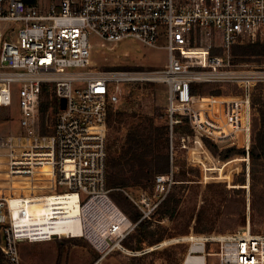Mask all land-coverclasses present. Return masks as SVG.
<instances>
[{
	"label": "built area",
	"instance_id": "1",
	"mask_svg": "<svg viewBox=\"0 0 264 264\" xmlns=\"http://www.w3.org/2000/svg\"><path fill=\"white\" fill-rule=\"evenodd\" d=\"M25 1L0 0V108L10 107L13 97L18 108L16 128L0 136V264H21L20 243L54 239L84 240L98 264L122 251L147 216L141 211L131 222L105 185L106 117L124 84L165 87L170 168L154 176L156 192L165 193L172 181L173 140L181 135L176 129L185 131L189 166L202 179L216 174L227 181L242 170L247 177L250 91L264 84V67L234 63L230 51L264 33V0H56L47 8ZM125 39L144 48L160 40L165 63L152 72L90 65L96 41ZM204 85H228L236 93L201 94ZM44 86L54 103L43 112ZM205 142L223 156L213 157ZM184 241L181 264H264V235L248 225Z\"/></svg>",
	"mask_w": 264,
	"mask_h": 264
},
{
	"label": "rangeland",
	"instance_id": "2",
	"mask_svg": "<svg viewBox=\"0 0 264 264\" xmlns=\"http://www.w3.org/2000/svg\"><path fill=\"white\" fill-rule=\"evenodd\" d=\"M54 3L56 0H38L41 8H47ZM6 34L8 37L11 36L8 32ZM248 42H256L259 45L257 49L261 52L258 51L256 55L240 56L234 54L237 50H231L233 62L246 68L264 67V33L248 39ZM99 44L100 42L96 41L92 46L89 57L90 65L95 69L152 72L165 63L166 54L161 48L160 40L155 48H144L132 39L122 40L116 45ZM260 45L263 47L260 48ZM200 90L205 93L218 90L219 95L236 93V90L228 85L221 87L205 85ZM49 98L50 91H43L40 105L45 107ZM164 101L165 87L159 82L140 81L122 85L117 102L108 109L110 124L106 130V150L110 146L112 155L118 151L127 132V126L123 125L125 121L130 122L144 115H154L157 122L163 125ZM250 102L251 135L257 137L258 133H264V117L261 119L260 112L264 109V84L251 89ZM124 114L135 117L126 118ZM17 116V98L13 97L10 107L0 108V136L16 128ZM119 119L122 122L118 123ZM179 133L180 137L176 136L173 140L172 152L175 159L171 167L172 181L166 185L165 193L160 195L154 190L151 185L152 179L140 180L137 184L129 183L125 187L110 190L119 198L123 210L117 207L129 220V216H141V211L144 213L148 211L139 225H143L142 232H148L151 236L148 241L153 245L147 247V241H139L135 227L122 242L123 250L111 252L99 264H181L188 247L184 241L185 237L230 235L246 225L251 233L264 235V159L249 158L247 177L242 170L237 173L231 172L227 181L215 176L216 174L207 175L209 178L202 179L203 173L200 174L197 168L189 166L188 154L184 151L181 140L185 131L176 129V134ZM206 147L213 157L218 154L216 146L210 142L206 143ZM218 156L221 158L223 153ZM228 156L232 158L235 155ZM180 171L196 175L188 178L193 181H175L179 179L177 175ZM167 204L170 208L163 209ZM175 246L181 248H173ZM143 254H146V258L141 262L133 260ZM19 255L21 264H95L98 260V255L82 239L20 243Z\"/></svg>",
	"mask_w": 264,
	"mask_h": 264
},
{
	"label": "trees",
	"instance_id": "3",
	"mask_svg": "<svg viewBox=\"0 0 264 264\" xmlns=\"http://www.w3.org/2000/svg\"><path fill=\"white\" fill-rule=\"evenodd\" d=\"M34 0H26L25 3H33ZM259 45L253 42H248L246 44L235 45L231 48L234 51V54L240 56L256 55L258 51L257 47ZM263 47L260 45V48ZM264 49V47H263ZM233 61V59H232ZM125 85V84H124ZM205 86V85H204ZM254 88V87H253ZM50 89L48 86L42 88V92ZM41 92V94H42ZM192 93L196 92L193 88ZM201 94L209 95H219L218 90H213L209 92H203L199 90ZM54 100L50 97L48 104L45 107L40 105V109L44 112L47 106H52ZM251 103V102H250ZM261 119L264 117V109H261ZM120 116L117 115V117ZM126 118L133 119L134 115H123ZM122 122L119 119L120 123ZM163 125L159 124L154 115H144L142 118L137 117L132 121L123 122L124 126H127V132L124 135L123 142L121 143L118 151L115 152V155L110 153V146L106 150V140H105V185L109 190L110 199L123 210V205L120 203L119 198L115 193H112L110 190L115 188H122L127 186L129 183H139L140 180L148 181L152 179L153 182L154 176L157 174L164 175L168 173L170 168L169 158H168V139H167V126L166 120L164 117ZM110 124L109 113L106 117V127ZM108 128V127H107ZM259 136L252 137L251 135V144L249 149V158L250 160L264 159V133H258ZM207 142H205L206 144ZM255 144V145H254ZM253 146V147H252ZM255 146V147H254ZM230 153V150L226 152ZM234 153V152H233ZM226 154V155H227ZM173 163V162H172ZM172 166V164H171ZM194 173H187L185 171H180L178 173V180L175 181H193V179H188L190 177H195ZM152 185V184H151ZM170 205H165V208L168 210ZM162 210V209H161ZM140 215L129 216L131 222H135ZM140 221L139 223H141ZM139 223L136 226V232L138 235L139 241H147V247L153 245L148 241L151 236L148 232H142L143 225ZM243 225V220H241V226ZM173 248L180 249L181 246H175ZM147 254V253H146ZM146 254L140 255L133 259L135 262H141L146 258ZM1 258V257H0Z\"/></svg>",
	"mask_w": 264,
	"mask_h": 264
},
{
	"label": "water",
	"instance_id": "4",
	"mask_svg": "<svg viewBox=\"0 0 264 264\" xmlns=\"http://www.w3.org/2000/svg\"><path fill=\"white\" fill-rule=\"evenodd\" d=\"M63 103H64V101L61 99V100L59 101V108H60V109L63 108Z\"/></svg>",
	"mask_w": 264,
	"mask_h": 264
},
{
	"label": "bare ground",
	"instance_id": "5",
	"mask_svg": "<svg viewBox=\"0 0 264 264\" xmlns=\"http://www.w3.org/2000/svg\"><path fill=\"white\" fill-rule=\"evenodd\" d=\"M74 214H75V210L73 209L71 215H74Z\"/></svg>",
	"mask_w": 264,
	"mask_h": 264
},
{
	"label": "crops",
	"instance_id": "6",
	"mask_svg": "<svg viewBox=\"0 0 264 264\" xmlns=\"http://www.w3.org/2000/svg\"><path fill=\"white\" fill-rule=\"evenodd\" d=\"M101 260H102V259H101ZM101 260H100V261H101ZM100 261L98 262V264L100 263Z\"/></svg>",
	"mask_w": 264,
	"mask_h": 264
}]
</instances>
